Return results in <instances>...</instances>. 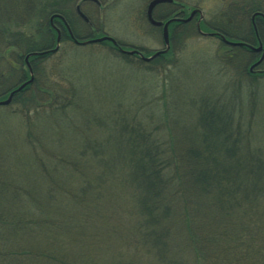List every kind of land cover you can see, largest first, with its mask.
<instances>
[{
    "label": "trees",
    "instance_id": "1",
    "mask_svg": "<svg viewBox=\"0 0 264 264\" xmlns=\"http://www.w3.org/2000/svg\"><path fill=\"white\" fill-rule=\"evenodd\" d=\"M78 1L0 0V16H11L20 29L0 28V98L29 79L20 61L46 51L42 61L33 60L34 82L15 94L11 104H16L20 116L55 118L50 130L31 133L36 141L26 143L28 157L16 143L0 140V264H110V259L146 264L155 255L163 263L182 264L173 254L174 220L179 226L194 227V234H189L193 251L204 249L211 256L216 252L214 264H264V146L261 137L254 140L253 130L233 122V98L222 100L203 92L185 99L182 96L194 84L184 80L176 87L170 75L166 80L173 103L182 121L192 120L189 130L185 131L187 124L182 127L181 139L173 140L169 133H161L166 128L155 125L166 120L167 109L154 113L142 103L113 118L112 138L106 140L92 138L91 129L81 123L85 112L81 106L94 98L84 95L79 80L60 88L43 82L47 79L41 70L43 60L56 42L50 17L61 14L70 20L69 12ZM223 25L214 30L234 37L233 26ZM184 26L186 31L191 28ZM191 31L197 34V26ZM63 33L62 40H72ZM74 36L79 38L78 33ZM247 37L251 35L241 36L248 42L254 38ZM93 38L89 32L80 39ZM102 43L112 54L113 50L133 60L112 43ZM169 52L150 64L170 68L173 63L178 68L180 60ZM160 103L167 105L165 100ZM169 113L175 116L173 110ZM106 117L97 116L100 121ZM70 135L77 140L62 141ZM43 136L61 141L43 142ZM47 212L54 215L48 222L41 214ZM124 215L135 220L128 231L123 226L131 222H121ZM41 218L51 228L45 237ZM32 235L43 244H30ZM125 246L132 250L129 257L120 253Z\"/></svg>",
    "mask_w": 264,
    "mask_h": 264
},
{
    "label": "rangeland",
    "instance_id": "2",
    "mask_svg": "<svg viewBox=\"0 0 264 264\" xmlns=\"http://www.w3.org/2000/svg\"><path fill=\"white\" fill-rule=\"evenodd\" d=\"M98 1L100 4L91 0H79L69 12L70 20L66 16H62L61 18L64 23L58 18L54 19L53 25L51 23V27L56 34L54 47L59 44V49L54 53L49 52L52 54L50 57L45 58L43 66L41 65V70L45 74L44 76H47V79L44 78L43 82L51 83L53 86L60 88L72 86L70 82H73L74 79L79 80L82 88H84V95L89 99L94 98L90 103L91 105L88 103L81 106L85 108V112L81 115V123H85L86 130L91 129L92 138L106 140L112 138L109 126L115 121L113 118L120 115L119 113L121 112H132V106L134 105L136 107L139 104L143 106L144 104L142 103H145L144 107L149 108L151 111L153 110L154 113L160 114V110L162 111V109H167L169 112L173 110L175 116L171 113V117L170 113L165 111L168 114L166 120L162 124L158 122L155 125L160 124V127L166 128L161 133H169L173 140L181 139L182 133L180 132L182 131V127L185 126L184 124H187L185 128V131H187L188 127L192 126L189 125L192 120L182 121L183 118L180 117L181 113H179L178 108L174 105L175 102L173 103L174 95L171 94L168 88L169 80H166L171 75V80L176 81V87L177 82L180 84V81L184 80L190 86L194 84V87L189 88L190 93L182 96L185 99H188L190 96L199 97L203 92L206 95L211 94L222 100L233 98V109L230 106L234 117L233 122L237 123L236 126L241 124L244 129L250 132L253 130L254 140H258L261 137L262 140L260 141L264 146V134L262 132L264 130V74L256 72L257 69L264 68V59L253 67L261 59L262 49L256 52L253 49L247 48L244 44L231 46L225 44L217 37H205L199 33H191L193 26L195 27L199 20L198 13L189 22H173L179 24L170 28L169 51L174 52V60H180L178 68L173 63L170 68H166L165 65L160 67V63L152 66L150 63L155 59L145 62L136 54H123L125 56H132L133 60L128 57L123 58V56H117V54H120H116L113 50L112 54L108 46L100 42L81 45L73 40H62L63 36H65L63 35V31L69 36V28L73 35L74 33H78L79 38H75V40L80 42L83 41L80 38L86 37L89 32H92L96 38L107 35L114 38L120 48L124 50L139 49L146 57H149L155 51L164 49L163 29L155 28L147 18V8L152 0ZM77 6L82 11L81 13L86 16V19L78 14L76 11ZM168 9H172L175 12L169 14ZM195 9L200 10L203 14L202 23L204 25L201 28L205 32H215L214 28L223 24L225 26L230 24L233 26L230 29L235 33V38L220 33L221 36H224L229 41L241 42L237 40L241 36L249 34L251 37L253 35L255 40L254 38L251 39V37L247 38L251 39L253 47H257L256 28L264 40V16L254 14H264V0H172V2L157 5L153 11V15L158 21H167L173 18L184 20ZM187 24L191 27L188 31L185 30L186 27L184 26ZM0 28L11 32L20 30L19 26L13 23L11 16L5 17L3 14L0 16ZM55 29H60L63 35L59 43H57V32ZM36 53L40 54L31 56L30 58L32 59L29 58L31 69L33 60L40 59L41 55L47 52L41 51ZM25 58L20 62L24 71L27 72L28 78H30V71ZM40 60L42 61V59ZM63 70L67 77H69L68 80L67 78H62V74L64 75ZM212 74L214 77L211 76ZM254 77L256 78L254 79ZM33 82L34 80L31 83ZM164 83L167 85L165 88L162 86ZM9 94L1 97L0 101L8 99ZM164 100L167 101L165 103L167 105L162 106L163 103H160V101ZM11 103L9 105H0L2 108L5 107V109L0 111V140L8 139L16 143L21 154L27 156L26 154L29 153L30 149L26 143L36 141L34 140L35 136L30 137L31 133L38 135L42 131L50 130L53 125H49L55 121V118H47L46 116L38 118L34 114L20 116L17 113L16 104ZM182 104L185 105L184 98ZM179 106L182 105L179 104ZM106 115L105 121L99 120ZM97 116H99V119ZM27 117H30L28 118L29 120ZM86 130L83 129L84 132ZM73 135L63 138L62 141H76L77 138L73 137ZM31 139L33 141H29ZM42 140H44L43 142H53L61 141V138H54L53 136L51 139L50 137L43 136ZM119 192L122 194V190ZM47 209L50 210L49 208ZM50 211H52V208ZM125 212L132 213L129 209H125ZM41 214L49 218L45 220L47 222L54 217V215L51 216L48 212L46 215ZM38 217H41L40 213ZM120 219H122L121 222H131L127 228L123 226L124 231L130 230L135 222L134 218L128 215H124ZM41 222V226L44 227L41 234L42 237H45L50 234L49 230L51 228L45 227L44 220ZM174 222H176V229H173L175 232L174 236H172L174 240V256L182 264H214L212 256L217 254L216 252H213L211 256L209 255L211 252L205 254L204 249L198 253H196L197 251H193L194 242L189 240V234H194V227L191 225L187 228L182 223L179 226L178 223L180 224V222L178 220H174ZM202 229L209 231L206 227ZM39 234L37 232L35 235L39 238ZM32 237L34 240L29 239L30 244H43V240L35 238L34 235ZM42 237L40 236V238ZM124 248L120 253H123L124 257L131 256L132 250H129L127 246ZM40 250L43 251L44 249ZM206 255L210 257V261ZM146 257L147 254H144L143 259H146ZM121 260L125 259L121 257ZM72 262L70 261V263ZM149 262L151 264H168L163 263L162 260L159 261L157 255L152 259H147L145 263L149 264ZM108 263L122 264L117 263L116 260L112 261V259Z\"/></svg>",
    "mask_w": 264,
    "mask_h": 264
},
{
    "label": "water",
    "instance_id": "3",
    "mask_svg": "<svg viewBox=\"0 0 264 264\" xmlns=\"http://www.w3.org/2000/svg\"><path fill=\"white\" fill-rule=\"evenodd\" d=\"M93 1H97V0H93ZM167 2H172V0H152V1L149 3L148 8H147V17H148V20L150 21V23H152V24L155 25V26H163V40H164V42H165L166 48H165L164 50H160V51L155 52L153 55H151V56H149V57L144 56V55H143L139 50H137V49L124 50V49L120 48V51H121L122 53H124V54H128V55H134V54H137V55H138L143 61H145V62H150V61L154 60L155 58H157V57L160 56L161 54L166 53V52L169 50V48H170L169 33H168V26H169V24L172 23V22H174V21L189 22V21L192 20V18L194 17V15H195L196 13H200V14H201V16H200V20H199V22H198V30H199V32H200L201 34L205 35V36H207V35H214L213 33H204V32L201 31V29H200V21H201V19H202V12H201L200 10H194V11H192V13L190 14V16H189L187 19H184V20H182V19H178V18H173V19L168 20V21L165 22L164 24H163V22H161V21H156V20H154V18H153V10H154V8H155L157 5H159V4L167 3ZM78 11H79L80 15H81L84 19H86V17L80 12L79 7H78ZM257 14L263 16L262 13H257ZM56 16H60V15H56ZM54 17H55V16H54ZM54 17H52L51 21L53 20ZM60 18H62V17L60 16ZM68 29H69V28H68ZM68 31H69V33H70V36H71L72 38H74V36H73L72 32L70 31V29H69ZM57 34H58V36H57V42L59 43V42H60V39H61V35H60L59 30H57ZM221 39H222L225 43H227V44H229V45H234V46H235V45H242V43H233V42H230V41L226 40V39L224 38V36H221ZM103 41H110V42H112L114 45H117L116 40L113 39L112 37H109V36H103V37H100V38H97V39L86 40V41H81V42L78 41V40H75L76 43H79V44H81V45H88V44H91V43H98V42H103ZM58 48H59V44L57 45V47H56L55 49L52 50V52H56V51L58 50ZM250 48L253 49L254 51H258V50H260V49H263V54H262V56H261V59H260L256 64H254L253 67H255L256 65H258L259 63H261L262 60L264 59V48H262V47L254 48V47H252V46H250ZM38 54H40V53H36V52H35V53H31V54L27 55V57L25 58V62H26V64H27L28 67H29V71H30V75H31L30 79H29L28 81H26L25 83H23L22 85H20V86H19L18 88H16L15 90H13V91L9 94L8 99L3 100V101H0V105H9V104L11 103L12 99H13V96H14L16 93L20 92L25 86H27L28 84H30V83L34 80V75H33L32 69H31V67H30V65H29V58H30L31 56H37ZM253 67H252V68H253Z\"/></svg>",
    "mask_w": 264,
    "mask_h": 264
},
{
    "label": "flooded vegetation",
    "instance_id": "4",
    "mask_svg": "<svg viewBox=\"0 0 264 264\" xmlns=\"http://www.w3.org/2000/svg\"><path fill=\"white\" fill-rule=\"evenodd\" d=\"M98 4V3H97ZM154 17V16H153ZM60 21H63L61 18H60V16H58L57 17ZM56 18V19H57ZM55 19V18H54ZM54 19L51 21V23H52V25H53V21H54ZM155 19V18H154ZM264 20V19H263ZM162 22H165V21H162ZM198 22V21H197ZM63 23H64V21H63ZM202 23V22H201ZM65 26H66V24H65ZM155 28H160V29H162L163 28V26H154ZM59 31H60V29H59ZM61 32V31H60ZM169 33H170V26H169ZM255 37H256V42H257V46H259V45H263L264 44V40H263V38L259 35V32H258V30H257V28H256V32H255ZM239 41H244V42H247V43H249V44H252V42L251 41H245L244 39H240ZM254 71V70H253ZM255 72V71H254ZM256 72H260V73H264V68H259V69H257V71Z\"/></svg>",
    "mask_w": 264,
    "mask_h": 264
}]
</instances>
